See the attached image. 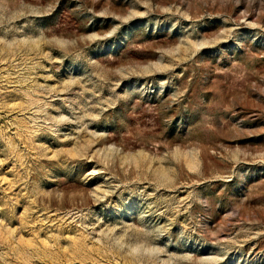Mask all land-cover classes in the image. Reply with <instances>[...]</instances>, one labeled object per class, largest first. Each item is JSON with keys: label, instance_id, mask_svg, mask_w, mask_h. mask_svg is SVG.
Returning <instances> with one entry per match:
<instances>
[{"label": "rangeland", "instance_id": "374dc122", "mask_svg": "<svg viewBox=\"0 0 264 264\" xmlns=\"http://www.w3.org/2000/svg\"><path fill=\"white\" fill-rule=\"evenodd\" d=\"M0 264H264V0H0Z\"/></svg>", "mask_w": 264, "mask_h": 264}]
</instances>
